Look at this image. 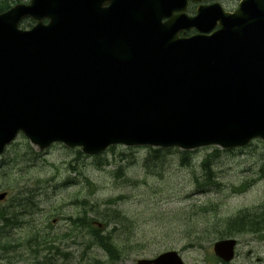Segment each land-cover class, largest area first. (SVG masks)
<instances>
[{"label":"water","instance_id":"1","mask_svg":"<svg viewBox=\"0 0 264 264\" xmlns=\"http://www.w3.org/2000/svg\"><path fill=\"white\" fill-rule=\"evenodd\" d=\"M188 1L30 0L0 13V153L18 131L40 150L60 141L86 154L264 140V0L193 17ZM25 17L37 21L28 30ZM234 245L213 251L229 261ZM136 264L184 263L169 250Z\"/></svg>","mask_w":264,"mask_h":264},{"label":"rangeland","instance_id":"2","mask_svg":"<svg viewBox=\"0 0 264 264\" xmlns=\"http://www.w3.org/2000/svg\"><path fill=\"white\" fill-rule=\"evenodd\" d=\"M222 1L231 8L238 0ZM149 148L116 145L90 156L56 143L38 154L18 135L14 146L0 158L1 169L2 159L19 154L14 173L6 178L11 192L0 208L8 214L18 213L21 222L10 225L8 233L21 239L18 246L0 250V264H36L22 251L26 248L22 237L30 235V228L60 236L51 243L57 250L51 248L48 256L45 250L40 252L44 259H56L54 264H77L81 255L106 258L98 246L87 253L84 237L69 230L67 218L78 214L73 203L76 197L87 198L94 209L112 207L127 217L112 231L123 253L113 264H134L137 258H150L168 249L177 250L185 264H221L214 258L212 243L220 236L222 220L264 201V141L255 139L230 150L217 146L187 153L162 150L155 157H149ZM142 164L156 167V172H146ZM244 182L249 186L240 190ZM18 197L25 212L13 205ZM211 207L216 212L207 209ZM86 215L94 217L95 210ZM233 237L237 240L235 257L226 264H264L263 232ZM80 245L82 253L75 250Z\"/></svg>","mask_w":264,"mask_h":264},{"label":"trees","instance_id":"3","mask_svg":"<svg viewBox=\"0 0 264 264\" xmlns=\"http://www.w3.org/2000/svg\"><path fill=\"white\" fill-rule=\"evenodd\" d=\"M20 0H0V12L5 11L10 5L19 2ZM31 21L25 19L22 21L21 25L23 27L29 26ZM25 140V139H24ZM26 141V140H25ZM15 142L12 143L9 147L11 148L14 146ZM7 149V150H8ZM6 150V151H7ZM149 157H155L161 149H150L148 150ZM6 153V152H5ZM9 154V152H7ZM18 152L13 155V157L9 159H4L5 163L3 167L0 169V189H8L10 183H7L6 178L9 175L13 174V167L14 165L18 164L16 160L18 159ZM208 159H205L202 163L203 166H207ZM143 165V164H142ZM146 172H156L154 166L149 167V165H143ZM210 174V172H209ZM203 186L205 184L200 183L198 184ZM249 186V182L242 183L239 189L241 190L244 187ZM20 193H17L19 195ZM24 199V198H23ZM21 197L14 199V206H17L22 212H25L26 209L23 207ZM77 206V215L69 216L67 219L70 221V232L73 235L83 236V240L87 243L88 236H92L93 238V246H98L106 255V258L102 259L100 257H90L87 255L80 256V260H77V264H113L115 263L123 253H121L120 247L117 245V241L114 239V231L116 228V224L123 225V222L127 220V217H124L120 210L112 207H106L104 210H99L95 208V216L90 218L87 213V209L85 208L86 201L84 200H74ZM25 206V205H24ZM204 209V207H201ZM208 210H215V207L207 208ZM216 212V210H215ZM18 213H7V210L3 207L0 208V250H3L8 247L18 246L20 241V236L17 238H12L9 235L8 227L13 224H18L21 221L18 219ZM113 219V220H112ZM115 220V221H114ZM15 222V223H14ZM93 222V224H92ZM97 223H101L102 226L99 227ZM109 225L111 226L110 229L106 228ZM222 231L219 232V238L223 237H230L233 235L240 234L242 232H263L264 233V201L261 202L256 207L251 208H244L239 210L234 215L223 219L221 223ZM52 238V239H51ZM60 238V236H50L49 232H42L39 228H30V235L26 237H22L23 241L22 244L26 248L22 251L31 255L33 260H36V264H54L53 258H45L40 254L43 249H50L51 246L48 245L55 239ZM88 244V243H87ZM86 244V245H87ZM42 256V260L40 257ZM46 257V256H45ZM72 257H76L72 256ZM69 258V256L67 257Z\"/></svg>","mask_w":264,"mask_h":264},{"label":"flooded vegetation","instance_id":"4","mask_svg":"<svg viewBox=\"0 0 264 264\" xmlns=\"http://www.w3.org/2000/svg\"><path fill=\"white\" fill-rule=\"evenodd\" d=\"M227 6V5H226ZM226 6H224V7H226ZM92 224H93V222H92Z\"/></svg>","mask_w":264,"mask_h":264}]
</instances>
